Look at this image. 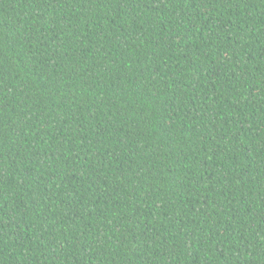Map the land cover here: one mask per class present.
<instances>
[{"label":"trees","instance_id":"1","mask_svg":"<svg viewBox=\"0 0 264 264\" xmlns=\"http://www.w3.org/2000/svg\"><path fill=\"white\" fill-rule=\"evenodd\" d=\"M0 264H264V0H0Z\"/></svg>","mask_w":264,"mask_h":264}]
</instances>
